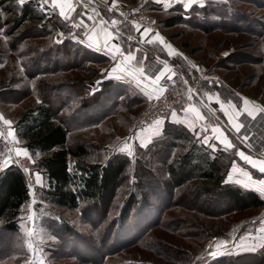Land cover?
<instances>
[{
    "label": "rangeland",
    "instance_id": "374dc122",
    "mask_svg": "<svg viewBox=\"0 0 264 264\" xmlns=\"http://www.w3.org/2000/svg\"><path fill=\"white\" fill-rule=\"evenodd\" d=\"M28 1L33 3L36 11L47 17L56 14L58 18L55 21H58L59 29L51 25L44 29L41 22L36 26L23 25L14 36L18 38V48L25 49V59L34 57L32 52L36 51L32 48L28 51L29 45H38V51H44V57L53 58L57 55V50L61 49L49 48L62 45L67 40L79 44L78 35L83 25L90 21L83 15L84 5L91 6L104 17L108 15L107 22L113 15L108 11L113 6L112 0H104L107 2L105 6L93 4L90 0H79L67 20L61 18L58 8L53 9L50 0L43 7H40L43 0H26ZM140 2H144V13L154 18L157 32L163 40L175 52L182 54L169 55L165 46L157 44L159 51L163 56L168 55L170 65L176 70L175 76L185 100L161 118L150 117L153 113L151 104L159 98L162 91L157 93L154 90L157 86H151L150 83L128 84L139 92L127 97L123 95L112 107L113 97L104 96L100 105L89 110L79 122L75 119L78 117L69 116L72 118L71 124L77 122L69 132L70 139L73 144H85L89 158L101 162L108 161L117 153L128 155L127 150H119L128 144L133 150L130 157L134 161L139 146L137 136L157 120L161 123L156 127L161 126L163 130L168 115L176 111V114L182 116L180 118L176 115L177 118H173L175 122L172 123L188 128L195 140L202 141L212 151L218 150V142L213 138L210 142L209 139L205 142L203 138L209 137L210 132L215 136V132L209 130L210 126L228 127L222 112L229 115V110L236 109L245 98L257 110L258 101L264 104V0H192L187 9L184 4L189 0H159V3L157 0H116V4L124 7L137 6ZM175 16H181L182 21L165 27L164 21ZM137 28V25L130 24L131 31H136ZM9 40L0 34V115L11 121L14 136H8L9 125L0 121V133H3L0 135V172L10 166L18 167L15 163V149L23 148L28 150L29 155L20 156L27 159L32 175L31 180H26L29 200L20 210L18 231L5 232L0 229V264H39L40 260L44 264H210L223 255L241 254L240 249L246 243L241 237L252 232L258 210L234 208L229 202L221 200L215 190L211 194L199 195L192 190L183 193L180 198L181 192L166 207L169 184L165 183L167 195H159L153 191L147 197L151 207L139 214L133 213L120 233L116 224L112 226V222L125 198L121 195L124 192V179L117 194L109 201L110 207L106 213L103 203L96 206L80 204L73 211L54 206L47 198L46 191L49 188L39 166L42 157L40 154L37 156L39 152L30 150L26 142L17 136L20 120L42 100L54 102V96L51 95L54 92L49 95L43 93L38 80L42 76L51 81L53 88L64 87L56 90V96L61 97L58 98L59 102L64 100L72 105L79 96L83 97L84 93L93 94L100 89L102 82L112 80L107 76L110 65L108 61L97 64L98 62L88 59V67L98 69L99 75L87 74L86 66L81 62L70 68L62 67V70L51 74L31 76L28 73L30 68L26 64L24 66L17 51L9 49ZM155 43L158 42L150 45L155 46ZM70 58L73 59V55ZM76 59L79 60L77 57ZM159 85L164 90V85ZM85 86L88 92L85 91ZM136 95L142 99L138 100ZM184 107L195 108L202 119L193 112L185 115V111L180 113L178 109ZM68 111V108L66 111L63 109L59 115ZM180 121H184L186 126ZM225 131L228 137L223 129L219 130L222 133L221 139L228 138L235 142L230 131ZM221 139L217 140L221 142ZM212 142L217 146L212 147ZM151 161L153 171L147 172V175L158 176V161L156 158ZM73 166L74 163L71 162V170ZM132 170L128 174L129 184L136 176V171ZM37 173L40 182L37 181ZM160 179L166 182L163 177ZM32 214L34 220L29 219ZM61 223L68 227L66 231ZM33 227L42 236V240L35 241L38 255H33L26 242L25 229ZM61 227L64 232L60 234L56 228ZM50 236L55 239H49ZM210 252H215L216 255H210ZM256 261L250 258L228 260L223 264H254Z\"/></svg>",
    "mask_w": 264,
    "mask_h": 264
},
{
    "label": "trees",
    "instance_id": "16d2710c",
    "mask_svg": "<svg viewBox=\"0 0 264 264\" xmlns=\"http://www.w3.org/2000/svg\"><path fill=\"white\" fill-rule=\"evenodd\" d=\"M0 7L2 9L0 12V29H2L0 34L10 39L8 41L9 49L17 51L24 66L26 64L30 68L29 75L51 74L62 70V67L70 68L81 62L86 66L87 74L97 75L98 73L99 75L98 69L88 67V62H98L97 64L103 61L107 62L104 55L91 51L80 43L76 45L70 40V42L63 41L62 45L49 48L51 50L61 49V51L57 50L58 53L53 58L44 57V51L39 52L38 45H29L28 51L32 48L38 52L33 51L34 57L29 56L25 59V49L18 48V38L14 36L15 33L21 30L25 24L36 26L40 22L43 23L44 29L49 25L59 29L58 21H55V18L58 17L56 14L47 17V15L36 11L31 1L21 6L18 4V0H0ZM181 21V16L170 17L164 21V26L170 27ZM117 31L119 42L125 50L127 42L124 40L126 34L131 32L130 24L124 23ZM135 42L130 40L129 44L135 45ZM141 49L149 60L154 57H164L157 46L142 45ZM72 55L75 59L70 58ZM38 80L43 88V93L49 95L50 92H54L51 94L52 97L54 96V102L44 99L34 109L28 110L20 120L17 136L26 142L30 150L38 151L42 157L39 166L48 184L47 198L54 206L73 211L80 204L96 206L103 203L104 213H106L110 207L109 201L111 202V199L117 194L120 184L125 181L124 192L121 194L125 198L112 222V226L116 224L115 227L120 233L121 229L128 224V219L133 213L139 214L142 210L151 207L147 202V197L153 191L159 195H167L165 194L166 184H169L166 207L172 204L170 201L175 200L177 194L180 195L182 192L181 198L183 193L186 194L192 190L198 195L211 194L215 190L221 200L229 202L239 210H255L264 205V200L255 192L225 182L231 160L230 154L221 149L212 151L202 141L195 140L188 128L180 124L166 121L159 136L153 138L151 143H147L146 147L138 146V154L135 155L134 161L130 156L121 153L113 155L106 162L92 160L88 156L85 144L75 143V145L70 139L69 132L77 122L71 124L72 118L69 116L78 117L75 119L79 122L89 110L100 105L104 96L111 95L113 97L112 107L123 95L127 97L139 91L126 83L106 80L101 83L98 91L93 94L84 93L83 97L79 96L80 98L75 103L69 105L64 100L59 102L61 97L56 96V90H62L64 87L53 88L50 85L51 81L45 79L44 76ZM84 89L88 92L86 86ZM59 93L61 94V92ZM136 96L138 100L142 99L141 96ZM60 107L63 108L60 109ZM67 108L68 113L59 115L61 110L65 109L66 111ZM202 110L206 112L205 108ZM153 158L158 161L156 163L160 169L158 171L160 177L147 175V172L153 171L151 169L154 167L151 161ZM71 162L74 163L73 170L70 169ZM131 169L136 171V176L129 184L128 174ZM162 177L166 182L160 179ZM28 200V185L22 171L16 166H10L0 172V229L5 232L18 231L20 210L28 203ZM98 208L100 209V206ZM60 225H64L65 231L68 228L63 223ZM56 230L60 234L64 232L62 227L56 228ZM250 258L257 260L254 264L264 263V250L245 252L234 256L223 255L215 258L210 264H223L228 260L238 261Z\"/></svg>",
    "mask_w": 264,
    "mask_h": 264
},
{
    "label": "crops",
    "instance_id": "0c3cea01",
    "mask_svg": "<svg viewBox=\"0 0 264 264\" xmlns=\"http://www.w3.org/2000/svg\"><path fill=\"white\" fill-rule=\"evenodd\" d=\"M78 1L79 0H73V8L75 6V3H77ZM90 2H92L93 4H96V5L99 4L102 6L103 5L105 6L107 3L104 0H90ZM84 9H85V11H84L83 15L85 17H87L90 21L83 25V28L80 32L78 41L80 42V44H82L87 49L94 51V52H97V53H100L107 58V61L110 65L107 76L111 77L112 80L123 82L126 84L150 83L152 86V84H153L152 80H154L156 78V76L160 74V72L164 69L165 64H167L168 69L172 71L173 75L177 74L176 70L170 65V63L168 61V55L164 54L163 58L154 57L150 60L148 59V57L144 54V51H143V49H141V47H142V45H149V43H147L146 41L148 39H151V38L150 37L147 38L148 35L146 34L147 36L145 35V39L141 40V37H140V32H142L141 30H139V32L137 30L131 31V32L126 34V39L124 41L127 42V45L125 47V50H124V46L119 42V39L117 36L115 39L110 41V46H111V44H116L122 48V50L125 52V54H127V52H129V51H131L134 54L136 59L133 61V63L135 65V68L137 69L136 78L134 79L131 76H127L120 71L113 72L112 70L116 66L117 61L113 60L112 53L108 52V50L103 47V42L105 40L106 31H111L113 33H116L117 30L112 29L110 27V24L107 22V18L104 17L101 13H99L97 10H95L91 6L84 5ZM97 13H99V15H97ZM90 17H91V19H90ZM61 18H63V17H61ZM93 30H95V31H93ZM86 33L88 35L92 36L91 41H88ZM97 33L99 34V41L101 44L99 50H97V48L95 47V44L97 41ZM130 36L132 37L131 41L132 40L136 41L135 42L136 44L134 46H130V44H129L130 43V40H129ZM89 42H91L94 46L91 48L88 47L87 45ZM155 44H156L155 46L159 47L157 45L159 43H155ZM159 45H161V44H159ZM117 77H119V78H117ZM159 84H160V82L157 81V84H155L157 86V88H154V90L157 91V93H159L160 92L159 89H161ZM185 109H188V107L187 108L184 107V109H181V110L178 109V110L181 113V112H184ZM245 109L252 111L253 115L249 116L248 111H246ZM214 111H215V109H214ZM220 111H222V110L220 109ZM172 113H170L167 117L168 122H175L172 119L177 118L176 115H178V117L180 116V118L182 116L179 114H176L175 116H173ZM175 113H177V112L175 111ZM222 113L224 114V119H225V122L228 125V127L225 126L224 128H222L221 126L219 127L217 125H213V126H210L209 130L212 131L213 128H218L219 130L223 129L225 134H226L225 130L226 129L229 130L231 135L235 138L234 139L235 142L234 141L232 142L228 138H227V140L229 142H231L233 147L232 148H226V146L223 143L219 142L215 136H218L221 133H217V132H215V136H213V133H211V132L209 133V142H210V139L213 138V140H215L216 143L218 142V144L220 146L219 149L230 154L231 160H230V164L228 166L227 174L225 177V182L228 184L237 185V186H239L243 189L249 190V191H253L259 197H261L264 200V196H261V194L255 190L257 187L256 185L248 187V188L244 187V184L247 183V177H245L243 175V172H245V171L248 172L249 174H251V176L254 179H257V180L264 179V174L260 173L257 168H253L251 164H248L246 161H244L240 156H238L236 154L237 151H240V152L245 153V155L252 156L254 159H264V152L256 153L255 151H253L250 143L247 140L243 139L245 136L244 135H243V137L240 136V132L237 133L236 129L234 127V124H240L242 127L245 119L253 120L255 118V116L257 114H259V111L256 109V107L254 106L253 103H249L248 105H245L243 102L236 109L229 110V115L225 112H222ZM237 113H239V115H237ZM185 114L186 113L184 112V115ZM229 117H232L231 121L229 120ZM180 118H178V119H180ZM180 120H182V119H180ZM180 122H182L181 124H184L183 123L184 121H180ZM202 125H201V127H202ZM152 126H154V125L152 124ZM194 127L196 128L197 125L195 124ZM146 130L147 129L143 130L142 131L143 133L137 136L136 141L139 145H141V143L146 145L147 143H149L148 142L149 139L152 140L153 138L159 136L162 132L161 126L156 127V134H152L151 127L148 128L147 131ZM226 137H228L227 134H226ZM216 143L212 142V145L216 147L217 146ZM233 163H235V165H236V169H237L236 171H233ZM257 210H258V216L255 220V225L253 227L252 232L246 233L245 236L242 235V237H241V239H244V241L246 242L244 244L245 247L240 249L241 253L264 250V239H261V237H264V231H261V229H264V205L262 207L258 208ZM257 245H261V246L256 247ZM252 247H255L256 250L255 251L250 250Z\"/></svg>",
    "mask_w": 264,
    "mask_h": 264
},
{
    "label": "snow or ice",
    "instance_id": "6c2138e0",
    "mask_svg": "<svg viewBox=\"0 0 264 264\" xmlns=\"http://www.w3.org/2000/svg\"><path fill=\"white\" fill-rule=\"evenodd\" d=\"M157 2L159 3V0H157ZM25 3H26V0H18V4L21 5V6H23ZM48 3H49V0H43V4L40 5V7H43V5H47ZM50 3H51V6L53 7V9H56V8L59 9V15L61 17H63L64 19H66V20L70 18L71 13L74 11L73 0H50ZM191 3H192V0H189L188 3L184 4V7L186 9L189 8L191 6ZM112 4H113V8H114L115 4H116V0H112ZM201 6H203V5H201ZM165 7H167V5H165ZM111 10L112 9L110 8L109 11H111ZM97 15H99V13H97ZM121 15H123V13H121ZM90 19H91V17H90ZM81 23H83V22H81ZM111 23H112L113 26H116L118 24V21L114 19V20H112ZM0 31H2V29H0ZM93 31H95V30H93ZM137 31L139 32V28H137ZM150 32H151V29L145 27L143 29V31L140 32L141 40H144L145 39V34L150 33ZM118 34H119L118 31L116 33H113L111 31H106L105 40L103 42V47L105 49H107L108 52L112 53L113 60L117 61V64L113 68L112 71L113 72L120 71V72L124 73L125 75L131 76V77H133L135 79L136 76H137V69L135 68V65L133 63V61L136 59L134 54L131 51H129V52H127V54H125V52L122 50V48L119 45L111 44V46H110V41L115 39ZM86 36H87L88 41L92 40V36L91 35H88L86 33ZM131 39H132V37L130 36L129 40H131ZM153 41H159L160 43L164 44L165 47L169 50V55H173V54L182 55L180 53L175 52V50L172 49V46L168 45L163 40V37H161L159 33H155V35L152 36L151 39H148L146 42L151 44ZM57 42H60V41H57ZM87 46L91 48L94 45L91 42H89ZM100 46H101V44H100V41H99V34L97 33V41H96L95 47L97 48V50H99ZM224 55H227V53H225ZM193 67H195V65H193ZM166 71H168L167 64H165V67L160 72V74L157 75L154 80H152V83L154 85L157 84V81H159L161 79V77L165 74ZM117 78H119V77H117ZM169 79H171V77H169ZM185 83H187V82H185ZM159 90L163 91L162 88L159 89ZM189 91H191V89ZM149 98L151 99V97H149ZM209 99H211V97H209ZM229 103L231 104V102H229ZM244 104L245 105L249 104V101L246 98L244 99ZM223 107H224L223 104H221V108H223ZM233 107H235V106L233 105ZM245 110L248 111V115L249 116L253 115L252 111L247 110V109H245ZM258 111L259 112H264V108H259ZM189 112L195 113L198 118L202 119V117H200L199 112L195 108L190 107L188 109H185V113L186 114L189 113ZM172 115L175 116L176 113L173 111ZM237 115H239V113H237ZM229 120L231 121L232 117H229ZM0 121H3V123L5 125H9L8 136L9 137H13L14 136V131L11 130V121L7 120V119H4V117L2 115H0ZM160 123H161V121L157 120V121L154 122V126H151L152 134H156V126H159ZM189 127H191V125H189ZM234 127L236 129V132L239 133L240 129H241V125L240 124H234ZM212 131L219 133V129L218 128H213ZM0 135H3V133H0ZM221 137H222V133L217 136V139H221ZM203 139H204L205 142H207L209 137L208 136H204ZM243 139L247 140L248 138L245 136ZM148 142L151 143V139H149ZM221 142L226 146V148H232L233 147V145L231 144V142H229L227 140V138L221 139ZM146 146L147 145L141 143V147H146ZM119 150L122 151V152L127 150L129 156L133 155V150L128 144H125ZM15 151H16V155L17 156L23 155V156L27 157L29 155L27 149L17 148V149H15ZM236 154L238 156H240L248 164H251L253 168H257L260 173L264 174V159H254L252 156L245 155V153L240 152V151H237ZM38 155H39V153H37V156ZM236 170H237L236 169V165H235V163H233V171H236ZM36 175H37V181L40 182L39 174L37 173ZM243 175L245 177H247V183L244 184V187L248 188V187L256 185L257 187H256L255 190L258 191L261 194V196H264V179H260V180L254 179L251 176V174H249L246 171L243 172ZM29 219H33L34 220V214L30 215ZM261 231H264V229H261ZM25 236L27 237V241L26 242L28 244L29 250L33 253V255H38L37 248H36V245H35V241L42 240V236L39 233L36 232L34 227L33 228H26L25 229ZM49 239H53L54 240L55 237L54 236H50ZM261 239H264V237H261ZM259 246H261V245H257L256 247H259ZM250 250L255 251L256 248L252 247ZM209 254L210 255H216L215 252H210ZM39 264H44V261L40 260Z\"/></svg>",
    "mask_w": 264,
    "mask_h": 264
},
{
    "label": "built area",
    "instance_id": "2783aa9c",
    "mask_svg": "<svg viewBox=\"0 0 264 264\" xmlns=\"http://www.w3.org/2000/svg\"><path fill=\"white\" fill-rule=\"evenodd\" d=\"M144 3V2H143ZM142 2L138 3L137 6L124 7L120 4H115V7H110L112 10L109 13L113 14L109 20L110 27L114 29L119 28L124 23H130L137 25L140 29L145 27L150 28L151 32L148 36L152 38L157 32V26L155 20L149 17L142 10ZM109 8V9H110ZM123 13V15H121ZM117 20L116 26L112 25V20ZM135 22V23H134ZM154 22V23H153ZM158 42L159 41H153ZM162 46L164 44L160 43ZM171 77V79H169ZM160 84L164 85V90L161 92L158 99L153 101L151 104L152 112L150 117H163L168 112L173 110L178 105L182 104L185 100V96L179 89V81L172 71L168 69L165 74L159 80ZM258 109L264 108V104L260 101L257 102ZM148 113V112H147ZM145 113V114H147ZM247 136V141L250 143L253 151L256 153L264 152V112H260L258 117L254 120L245 119L244 125L240 129V136ZM18 169L25 175L26 180H31V171L28 169V161L22 156H16L15 160Z\"/></svg>",
    "mask_w": 264,
    "mask_h": 264
}]
</instances>
